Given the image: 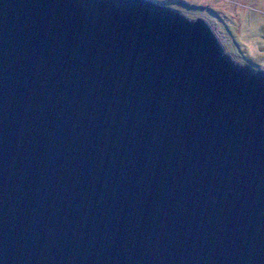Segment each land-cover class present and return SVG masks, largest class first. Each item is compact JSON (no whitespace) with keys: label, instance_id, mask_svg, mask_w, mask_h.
Wrapping results in <instances>:
<instances>
[{"label":"water","instance_id":"obj_1","mask_svg":"<svg viewBox=\"0 0 264 264\" xmlns=\"http://www.w3.org/2000/svg\"><path fill=\"white\" fill-rule=\"evenodd\" d=\"M0 264H264V71L152 0H0Z\"/></svg>","mask_w":264,"mask_h":264},{"label":"rangeland","instance_id":"obj_2","mask_svg":"<svg viewBox=\"0 0 264 264\" xmlns=\"http://www.w3.org/2000/svg\"><path fill=\"white\" fill-rule=\"evenodd\" d=\"M205 19L235 61L264 71V0H152Z\"/></svg>","mask_w":264,"mask_h":264}]
</instances>
